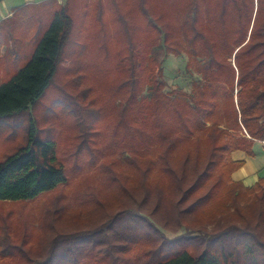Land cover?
Returning <instances> with one entry per match:
<instances>
[{
  "label": "trees",
  "instance_id": "16d2710c",
  "mask_svg": "<svg viewBox=\"0 0 264 264\" xmlns=\"http://www.w3.org/2000/svg\"><path fill=\"white\" fill-rule=\"evenodd\" d=\"M126 2L140 22L123 13ZM45 4L50 17L43 28L39 21L29 57L0 81V118L37 103L66 48L85 52L92 17L99 22L107 12L124 36L112 100L124 132L135 138L120 150L129 153L123 176L113 171L109 177L124 182L108 203L116 213L67 245L58 244L66 234L54 238L61 240L47 256L33 250L23 264H92L107 257L111 264H264V177L251 186L233 180L244 161L231 156L235 150L251 155L253 143L264 141V0H182L176 24L154 12L150 0L30 2L0 20V58L7 43L15 44L16 27ZM107 32L98 28V51L110 40ZM159 44L164 53L186 52L187 67L201 75L191 92L167 93L154 80L162 67L145 52ZM30 120L26 144L0 161V202L32 200L67 181L56 142L39 136ZM158 226L183 233L167 239ZM8 264L17 261L11 256Z\"/></svg>",
  "mask_w": 264,
  "mask_h": 264
},
{
  "label": "rangeland",
  "instance_id": "374dc122",
  "mask_svg": "<svg viewBox=\"0 0 264 264\" xmlns=\"http://www.w3.org/2000/svg\"><path fill=\"white\" fill-rule=\"evenodd\" d=\"M22 1L13 0L11 5ZM150 1L154 12L176 24L182 0ZM49 7L50 4L33 7L31 20L16 27L13 36L16 45L7 43L4 56L0 58V81L7 79L29 57L39 21L43 28L50 17ZM122 9L130 21H141L131 2H126ZM111 18L107 12L101 13L99 22L92 17L86 33V47L92 54L85 47L84 52L79 46H68L42 98L28 110L0 118V161L26 144L31 118L39 136L56 142L57 156L68 177L65 183L32 200L0 202V264H8L11 256L17 264H23L24 257L35 254L33 250L44 258L52 244L61 240L53 242L54 238L66 234L65 240L58 244L67 245L68 238L95 228L109 213L113 215L118 210L116 206L109 211L108 203L120 196L124 182L112 181L109 177L113 171L123 176L129 153L120 150L122 146L134 145L135 136L124 132L119 122L122 113L112 100V87L118 74V52L124 46V36L121 24H113ZM100 26L107 28L110 40L106 48H100L104 50L98 51L96 41ZM72 38L77 42L75 36ZM145 57L162 67L161 76L156 74L154 80L162 82L163 91L167 93L176 90L189 93L201 77L194 67H187L186 52L180 55L164 53L159 44L151 45ZM92 158H99V161ZM76 219L83 220V224L77 226ZM157 228L167 239L183 233V229L170 232ZM11 242L21 245L17 249L9 248ZM146 258L147 255L140 260ZM92 264L111 262L107 257Z\"/></svg>",
  "mask_w": 264,
  "mask_h": 264
},
{
  "label": "crops",
  "instance_id": "0c3cea01",
  "mask_svg": "<svg viewBox=\"0 0 264 264\" xmlns=\"http://www.w3.org/2000/svg\"><path fill=\"white\" fill-rule=\"evenodd\" d=\"M42 0H23L17 5H11L13 0H0V20L11 16L13 10L30 2ZM11 2V3H10ZM233 160H243V165L232 173V179L242 182L245 186H251L259 178L264 177V142L255 141L252 146V154L247 155L242 150L231 153Z\"/></svg>",
  "mask_w": 264,
  "mask_h": 264
},
{
  "label": "built area",
  "instance_id": "2783aa9c",
  "mask_svg": "<svg viewBox=\"0 0 264 264\" xmlns=\"http://www.w3.org/2000/svg\"><path fill=\"white\" fill-rule=\"evenodd\" d=\"M262 142H264V141H262Z\"/></svg>",
  "mask_w": 264,
  "mask_h": 264
}]
</instances>
